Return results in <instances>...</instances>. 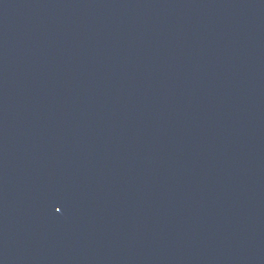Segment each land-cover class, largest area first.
I'll list each match as a JSON object with an SVG mask.
<instances>
[{
    "label": "water",
    "instance_id": "water-1",
    "mask_svg": "<svg viewBox=\"0 0 264 264\" xmlns=\"http://www.w3.org/2000/svg\"><path fill=\"white\" fill-rule=\"evenodd\" d=\"M0 264H264V0H0Z\"/></svg>",
    "mask_w": 264,
    "mask_h": 264
}]
</instances>
